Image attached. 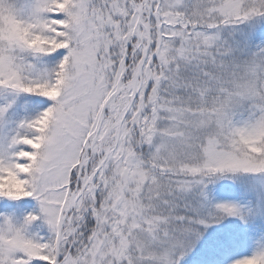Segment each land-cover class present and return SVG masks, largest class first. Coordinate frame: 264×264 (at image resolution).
Returning <instances> with one entry per match:
<instances>
[{"label": "snow or ice", "instance_id": "snow-or-ice-1", "mask_svg": "<svg viewBox=\"0 0 264 264\" xmlns=\"http://www.w3.org/2000/svg\"><path fill=\"white\" fill-rule=\"evenodd\" d=\"M0 264H264V0H0Z\"/></svg>", "mask_w": 264, "mask_h": 264}]
</instances>
